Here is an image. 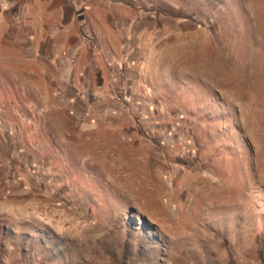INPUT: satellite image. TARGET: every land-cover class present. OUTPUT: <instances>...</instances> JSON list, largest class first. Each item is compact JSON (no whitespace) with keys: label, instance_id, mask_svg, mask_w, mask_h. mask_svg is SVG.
Wrapping results in <instances>:
<instances>
[{"label":"rangeland","instance_id":"374dc122","mask_svg":"<svg viewBox=\"0 0 264 264\" xmlns=\"http://www.w3.org/2000/svg\"><path fill=\"white\" fill-rule=\"evenodd\" d=\"M0 264H264V0H0Z\"/></svg>","mask_w":264,"mask_h":264}]
</instances>
